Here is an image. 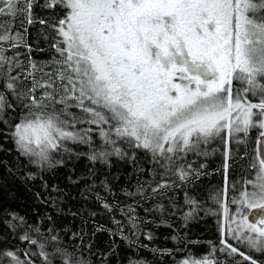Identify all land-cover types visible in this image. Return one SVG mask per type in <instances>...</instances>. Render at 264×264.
I'll return each instance as SVG.
<instances>
[{
	"label": "snow or ice",
	"instance_id": "obj_1",
	"mask_svg": "<svg viewBox=\"0 0 264 264\" xmlns=\"http://www.w3.org/2000/svg\"><path fill=\"white\" fill-rule=\"evenodd\" d=\"M36 22L50 30L47 60L25 38ZM216 144L224 185L209 199L219 211L189 192L209 174L195 159ZM81 160L86 172L74 175ZM237 160L246 164L230 181ZM121 162L151 177L119 188L124 200L105 174ZM13 169L26 180L66 169L81 196L98 202L112 225L92 233L111 240L100 264L120 255L117 241L126 264H149L141 249L163 261L205 243L181 234L200 212L217 216L219 243L174 264H264V0H0V179ZM35 195L63 212L60 197ZM148 225L172 229L184 247H150ZM85 235L71 232L65 244L54 214L29 222L0 204V264H95ZM9 236L28 247L8 246Z\"/></svg>",
	"mask_w": 264,
	"mask_h": 264
},
{
	"label": "trees",
	"instance_id": "obj_2",
	"mask_svg": "<svg viewBox=\"0 0 264 264\" xmlns=\"http://www.w3.org/2000/svg\"><path fill=\"white\" fill-rule=\"evenodd\" d=\"M42 2L43 0H41V3ZM35 14L39 18H44L46 16V11L36 8ZM17 26H19V21H17ZM26 27L28 28V32L25 34V38L27 43L32 45L34 49L32 53L33 57L38 60L49 59L51 49L49 47V40H45L44 36L49 34L50 30L38 22L33 25H26ZM38 48H43L44 51H36ZM20 51L26 53V49L24 48H21ZM254 135L253 133V136ZM212 147L218 150L211 153L210 148V155L195 159L197 166L199 164L206 165L204 171L209 174L202 176L194 189H190L189 192L195 195L196 198L202 202L204 207L219 211V206L214 204L211 199H209V196L221 189L224 185L222 169L223 156L221 154L223 147L219 144L213 145ZM8 159L16 161V157L14 156L8 157ZM242 164H246V161H236L235 167L230 174V181H235L240 178V168ZM17 165L19 167L18 161ZM77 165V172L74 175H84L87 161H78ZM144 166L149 167V165ZM29 170L28 168L23 169L25 172ZM13 172L15 175H4L3 179H0V185H2V187H0V204L10 206L12 210H17L20 214L26 215L29 222H37L40 216L45 214H54L56 216L57 230L61 231V236L65 244L69 243L71 232L83 230L86 233L83 240L84 245H87L90 240L92 242V252L95 254L91 256V259L95 261V264H100L102 259L101 253H107L109 251L111 240L107 232L96 233L94 237L92 233L95 226L98 224H103L106 227H111L112 225L108 214L104 212L98 202L94 198L85 199L81 196L83 188H77L75 185L69 183L66 179V169H57L54 173L38 174L35 180H26L16 169H13ZM105 174L108 175L109 181L116 186L117 195L120 200H124L125 198L119 193V188L135 185L137 178L140 180L151 179L146 172L143 174L134 172L131 165L123 164L122 162L119 165H114L111 172H106ZM40 175H45L49 183L48 189L43 188V181L39 178ZM117 176L119 179H114V177ZM102 178V175H98L97 183H99V180ZM159 179V176H157L156 180L158 181ZM52 185H57L59 188L64 189V194L61 195L60 193L52 192ZM97 191H100L103 195L101 189L97 188ZM37 192L41 193L42 197H47L49 194L54 198L60 197V207L63 209V212L52 213L51 206L43 204L41 200L36 197L35 194ZM176 195L179 203L183 204V193L178 192ZM109 201L111 202V198H109ZM185 210H187L186 207ZM92 212H96L97 214L93 217L90 215ZM72 213H76V215L73 216ZM141 215L144 214L141 213ZM199 217V219L190 222L187 228L181 229V234L187 232L189 239L201 240L205 243L189 245L188 249L175 252L173 256H166L163 261H160L158 256H153L149 250L141 249L139 251V256L146 259L149 264H174V261H179L186 256L189 250L196 256L206 254L209 251L208 241L219 243L220 234L217 229L218 218L215 215H205L204 212H200ZM172 222L175 226H179L181 223L179 214L177 217L172 218ZM147 227L151 228L155 235V239L150 244V247H184L183 245H176L175 242L170 239V236L173 234L172 229L163 226L156 227L155 225H148ZM62 230H67L69 235L65 236ZM0 239H3V237H0ZM141 239L143 240V237H141ZM7 240L8 246H18L20 248L28 247L27 244L21 243L15 237L9 236ZM145 242L147 243V241ZM117 243L120 245L118 248L120 255L109 257L110 264H126L123 257L128 253V249L122 242L117 241ZM32 250H36L35 246H32ZM84 251L87 254V249H84Z\"/></svg>",
	"mask_w": 264,
	"mask_h": 264
},
{
	"label": "rangeland",
	"instance_id": "obj_3",
	"mask_svg": "<svg viewBox=\"0 0 264 264\" xmlns=\"http://www.w3.org/2000/svg\"><path fill=\"white\" fill-rule=\"evenodd\" d=\"M255 211V210H254ZM250 219H251V217H250Z\"/></svg>",
	"mask_w": 264,
	"mask_h": 264
}]
</instances>
